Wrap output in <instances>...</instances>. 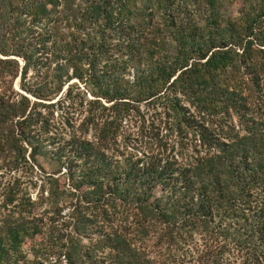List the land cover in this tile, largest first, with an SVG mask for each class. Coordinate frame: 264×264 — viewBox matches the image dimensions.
I'll return each mask as SVG.
<instances>
[{
    "label": "trees",
    "instance_id": "1",
    "mask_svg": "<svg viewBox=\"0 0 264 264\" xmlns=\"http://www.w3.org/2000/svg\"><path fill=\"white\" fill-rule=\"evenodd\" d=\"M203 1L0 0V165L56 162L63 264H264V0ZM5 221L0 264L40 231Z\"/></svg>",
    "mask_w": 264,
    "mask_h": 264
},
{
    "label": "rangeland",
    "instance_id": "2",
    "mask_svg": "<svg viewBox=\"0 0 264 264\" xmlns=\"http://www.w3.org/2000/svg\"><path fill=\"white\" fill-rule=\"evenodd\" d=\"M185 2L186 4H192L197 12H201V14L207 13L208 8L203 0H185ZM251 2H256V0H251ZM245 9L246 7L242 0H220L219 3V12L229 17L240 16ZM262 19L264 21V15ZM11 87L15 91L22 92L18 86L17 78L13 80ZM140 108H143L142 104ZM150 113H152L151 110H145L143 122L130 121L128 125V122L124 121L122 124V135L131 137L140 123H143L144 127H146L147 122L151 118ZM140 140L152 149L153 144L149 139H143L142 137ZM37 164L42 168V171L36 166ZM28 165L20 164L18 170H9L8 167L0 165V235H2V224L6 222L5 220H15L16 222L31 220L40 224V231L32 237L24 238L19 249L10 253V258L6 264H63L64 259L62 255L57 257L55 254H49L48 233L53 231V228L49 224L51 214L48 213L46 190L42 192L41 196L39 194L44 175L55 169L57 164L55 161L49 160L48 157L43 158L38 156L36 163L28 162ZM61 169L63 171L64 167ZM61 178L66 183L65 178ZM14 180L16 182L12 185V181ZM11 185L14 186V191H18V198L22 196V199L21 202L17 198L13 203L5 204L3 194ZM46 186L47 184L44 185V188ZM15 202H19V206L21 204L23 208H20ZM14 203L15 206H13ZM67 211V208L61 211L63 217L58 220L60 222L54 227L56 232H63L69 229L68 225L61 222L67 217ZM82 242L85 243L86 239H82ZM244 257L245 254L242 255V252L237 250V248L229 246V249L223 255L221 264H250L242 263Z\"/></svg>",
    "mask_w": 264,
    "mask_h": 264
}]
</instances>
